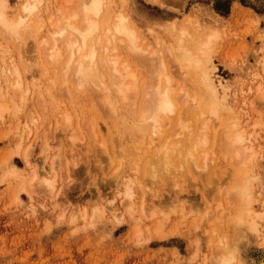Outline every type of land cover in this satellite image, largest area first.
Returning <instances> with one entry per match:
<instances>
[{
  "label": "rangeland",
  "instance_id": "1",
  "mask_svg": "<svg viewBox=\"0 0 264 264\" xmlns=\"http://www.w3.org/2000/svg\"><path fill=\"white\" fill-rule=\"evenodd\" d=\"M7 1L10 15L19 14L21 1ZM54 1L48 24L55 19ZM59 1L61 8L66 0ZM236 3L243 15L233 18ZM118 7L148 33L143 46L157 43L153 34L170 46L174 23L187 27L183 22H201L204 15L215 24L198 22L202 34L219 28L213 74L228 90L215 115L195 118L206 96L177 76V64L163 53L174 82L196 100L190 99L192 108H182L185 130L207 145L195 160L170 155L171 170L154 168V174L147 169L149 158L156 161L147 152L149 139L135 142L121 135L116 141L91 95L73 89L70 98L64 84H54L56 73L42 46L46 32L36 36L40 43L29 35L22 44L0 35V264H220L223 242L234 247L235 239L236 264H264V0H119L113 9ZM230 120L246 137L242 146L252 159L230 150L225 139ZM175 123L165 129L170 143ZM165 138L156 139L154 149ZM37 171L53 181V190L37 181L31 185ZM242 177L251 190L249 209L263 215L255 233L247 229L246 216L238 222L243 206L231 197Z\"/></svg>",
  "mask_w": 264,
  "mask_h": 264
},
{
  "label": "bare ground",
  "instance_id": "2",
  "mask_svg": "<svg viewBox=\"0 0 264 264\" xmlns=\"http://www.w3.org/2000/svg\"><path fill=\"white\" fill-rule=\"evenodd\" d=\"M20 1L22 3L20 13L11 16L8 11L9 3L7 0H3L6 7L3 9L4 20L0 21V35L3 38H8L7 40L12 39L13 42L25 43L28 37L30 38L32 36V39L37 41L40 35L46 32V36L42 39V46L45 51L49 53L50 64L54 67L56 73L54 84H64L65 87L63 91L69 94L70 98L73 96V89H77L80 93L91 95L90 98L95 102L94 105L97 113L102 118H105L111 128L113 127V129L109 130L110 132L113 131V134H109L111 138L113 136V139H118L119 136L122 135L130 141L133 139L135 142H143V140L149 139L146 145V147H149L147 152H153L152 155L155 156L154 159H156V161L154 162L149 158L148 163L151 162L152 168L148 166L147 169L150 168L154 174L158 172L159 169V172L171 170L172 167L170 168V164H174V162H172L173 158L171 159L170 156L172 154L173 157L175 153L178 155L184 153V155L187 154L193 160L196 159V155L199 156L201 147L207 145V141H203L201 138H197L193 141L194 132L190 134L187 127L186 131L185 125H183L184 122H182V110L192 108L194 106L192 102L196 100H194V97L189 98L186 89L179 86V83L174 82L176 76L174 77V75L167 70L166 58L163 53H168L174 65L177 64L176 67H178L179 70L176 69L175 71L174 69V72L177 73L179 71L180 73L177 76H184L185 79L183 81L188 78L189 81L195 85V88L197 87L198 90H202L204 97L206 96V99L203 98L205 102L199 104V111L194 115L196 116L195 118L198 119L200 117L201 119L206 114L215 115L220 106L221 99L226 95L225 89L228 90V88L221 82L218 85L213 74L215 69L212 62L213 46L220 38V33L217 31L219 28H213L214 21L205 17V15L202 17L201 22L203 21L202 23H204V26H206L205 24H209V22L213 25L208 31L206 29L203 34L200 32L201 27L198 24L201 22L199 20V23L197 21L195 23L192 21L193 19H190L194 22L192 23L188 19V23L185 22V25L183 22V26L187 27H180L177 23H174L172 28H170L171 31L175 33V35H173L174 41L170 46H163L162 44L164 43L161 44L162 41L160 40L159 42V38H157L156 34H153L155 32H152V34L156 37L157 40H155V42L157 43L152 44L154 46H151V43H149L150 45L148 44V46H143L147 41L144 35L148 33L144 34L146 31L144 32V30H142L131 14L125 9L122 7L113 9L115 6H118L119 0H66L61 8L59 6L61 4L60 1L55 0L54 2L58 4L55 8V12L52 13L55 19H50L51 23L49 24L45 21V17L52 11V0ZM94 3L100 4L101 7L92 8L91 5ZM85 5L89 6L88 10H85ZM33 8H35V11L32 10ZM242 11L243 8L241 5L236 3L232 8V17H242ZM21 21L24 23H21ZM217 25L218 24H216L215 27H220V25ZM73 29H75V31H73ZM61 32H63L64 35H59ZM148 32L150 35V28ZM83 33H89L86 39L82 35ZM26 36L28 37L26 38ZM38 43H40V40ZM155 45L157 46V51L154 50L156 47ZM156 55H159L157 60ZM138 62V65L145 62L143 63V67L141 65L142 69L147 65L148 67H152L151 69H156L153 71H156L157 74H153V71L147 69V66L146 69L144 68V71L141 72L140 70L142 69H138ZM155 62L156 68H153ZM169 62L171 63L170 60ZM231 65L233 66V64ZM151 73L153 75H151ZM15 74L18 76L20 75L17 68H15ZM219 87L222 88L224 92L223 95L220 93ZM165 96L171 105V110L161 113L158 119L154 120L152 111L159 103V100ZM190 99L193 106H191ZM198 108H196V110ZM194 113L195 112H193L192 115ZM174 121L176 122V126H174L176 132L174 135L172 132L171 135L179 141L176 142L175 139V142L170 143L171 136L166 135L165 129L171 126ZM234 121L235 120L232 122L231 120L227 121L230 123L227 124L228 127L226 128L225 139L231 147H228V149L230 148L231 150L235 148V150H237L236 148H238L241 152L243 151V153L247 154V156H245L246 154L242 155L244 156L243 159H245V157L252 159L253 154L250 149L242 146L245 144L246 137L239 132L236 121L235 123ZM189 128L191 129L192 127ZM184 131L187 136H185ZM163 136H166L165 141L163 140V144L161 145L162 142L160 141V146H158L159 149H154L153 143H156V139L161 140ZM180 138H182V140H180ZM184 139H186L187 145L183 143V141H185ZM103 143H105V141H103ZM182 143L184 145H182ZM238 146L243 148H239ZM239 150L238 155L240 153ZM206 153L209 154V152ZM206 153L204 154L206 155ZM234 153H237V151ZM184 155L183 160L187 157ZM209 156L206 158L204 156V158L207 159ZM176 158L178 157L176 156ZM26 161L31 163L29 155ZM154 168H157L158 171ZM50 173L51 171H49L48 174ZM40 174L39 171L36 172V176L32 180L31 185H36L33 181H37V183L39 182L45 185L46 188L53 190V181ZM243 178L244 177L241 178V184L233 186V193H235V195L231 193V197L236 201L239 200L237 204L241 207L243 206V209L240 207L242 211H237L240 212L239 218H237V220L239 219L238 222L244 221L242 218L247 217V219H249V223H246L248 224L247 229L249 228V231L251 230V232L255 233L258 228L256 221L261 219L263 215L253 212L252 208L249 209L252 205L251 190L247 183L248 181ZM241 179L239 178L237 183L241 182ZM243 181L246 182L243 183ZM237 183L235 182V184ZM31 188L34 189L35 186ZM245 190L248 191L250 196V200L248 201L243 200L240 195V193ZM127 195L132 197L130 192H128ZM240 233H242V231ZM238 235L235 236V238H238ZM237 240L235 239V242H237ZM234 244H232L234 246L232 247L231 244L223 242L226 248H224L223 254L220 253L221 258L218 257L220 259V264H223L226 258L233 255L236 260V245ZM220 250L222 251L221 248ZM260 260L264 261V253L260 255Z\"/></svg>",
  "mask_w": 264,
  "mask_h": 264
},
{
  "label": "snow or ice",
  "instance_id": "3",
  "mask_svg": "<svg viewBox=\"0 0 264 264\" xmlns=\"http://www.w3.org/2000/svg\"><path fill=\"white\" fill-rule=\"evenodd\" d=\"M206 2L208 3H211V0H206ZM6 7V5L3 3V0H0V21H3L4 20V15H3V9ZM85 7V10H88V7L87 5L84 6ZM92 8H99L101 7L100 4L98 3H94L93 5H91ZM214 7V5H213ZM33 11H35V8L32 9ZM27 11V9H26ZM21 23H24L23 21H21ZM73 31H75V29H73ZM89 33H83L82 35L85 37V39L87 38V35ZM59 35H64L63 32L59 33ZM171 110V105L170 103L168 102L166 96L165 97H162L160 100H159V103L155 106V108L153 109L152 111V114H153V118L154 120L158 119L159 115L163 112H168ZM241 195V198L245 201H248L250 200V196H249V193L247 190H245L244 192L240 193ZM223 264H236V261H235V258H234V255L229 257V258H226L224 261H223ZM240 264H243V262L241 261Z\"/></svg>",
  "mask_w": 264,
  "mask_h": 264
}]
</instances>
